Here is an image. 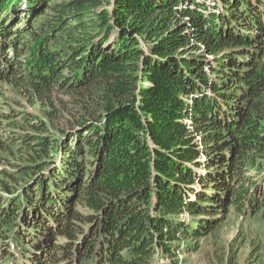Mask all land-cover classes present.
I'll use <instances>...</instances> for the list:
<instances>
[{
    "label": "trees",
    "instance_id": "16d2710c",
    "mask_svg": "<svg viewBox=\"0 0 264 264\" xmlns=\"http://www.w3.org/2000/svg\"><path fill=\"white\" fill-rule=\"evenodd\" d=\"M3 82L44 116L0 93L11 264H182L264 221V0H0Z\"/></svg>",
    "mask_w": 264,
    "mask_h": 264
},
{
    "label": "rangeland",
    "instance_id": "374dc122",
    "mask_svg": "<svg viewBox=\"0 0 264 264\" xmlns=\"http://www.w3.org/2000/svg\"><path fill=\"white\" fill-rule=\"evenodd\" d=\"M26 4L27 2L24 3L23 10L27 9ZM0 93H4L6 97H9V100L16 99V101H19L21 109L32 112L39 118H44L40 108L24 100L22 94L17 92L12 85L3 82L0 85ZM3 98V96H0L1 105L5 101ZM230 209L231 212L221 218L223 221L221 220L212 233H207L197 240L191 239L180 243V246L176 250L177 257L181 261L180 263L224 264V259L228 257V250L232 246L237 250L239 264H264V221L257 220L254 217H243L235 213V210L232 208ZM179 220L181 222H190L192 219L190 213L184 211L180 214ZM14 231L15 229L9 228L6 233L7 235H12ZM4 239L5 243L9 244L5 245V250L0 249V264H11V261H6L8 258L18 260L19 254L23 255L27 253L25 250H19L11 243V239L5 235ZM190 241H197V246L194 247ZM13 256H16V258H13ZM164 261V256L160 255L156 258L155 264H161Z\"/></svg>",
    "mask_w": 264,
    "mask_h": 264
}]
</instances>
